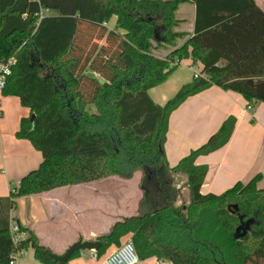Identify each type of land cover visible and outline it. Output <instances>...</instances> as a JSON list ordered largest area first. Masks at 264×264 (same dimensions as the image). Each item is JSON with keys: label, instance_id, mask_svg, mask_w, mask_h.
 I'll list each match as a JSON object with an SVG mask.
<instances>
[{"label": "trees", "instance_id": "trees-1", "mask_svg": "<svg viewBox=\"0 0 264 264\" xmlns=\"http://www.w3.org/2000/svg\"><path fill=\"white\" fill-rule=\"evenodd\" d=\"M182 7L192 15H179ZM165 44L164 58L157 57L154 49ZM9 58L15 62L1 94L29 109L16 136L42 156L10 193L13 208L17 197L111 176L128 179L141 170L138 212L96 237V258L131 234L141 260L161 255L173 264H264L260 175L219 194L202 193L209 169L195 163L229 141L236 118H225L175 166L164 148L171 113L212 85L264 103V8L255 0H0V61ZM185 59L202 75L163 105L155 103L149 89ZM178 172L185 175L189 202L176 205L174 198L145 209L149 180L172 185ZM161 173L168 179L161 181ZM234 203L238 209H228ZM248 218L249 228L236 234ZM19 229L25 236L17 244L0 229V264L16 249L32 248L42 264H69L80 254L56 261L32 230Z\"/></svg>", "mask_w": 264, "mask_h": 264}, {"label": "crops", "instance_id": "crops-1", "mask_svg": "<svg viewBox=\"0 0 264 264\" xmlns=\"http://www.w3.org/2000/svg\"><path fill=\"white\" fill-rule=\"evenodd\" d=\"M255 2L264 8V0ZM180 11L192 15L189 8ZM112 19L107 24L109 28L115 26V16ZM189 61H181L164 82L149 89L155 103L163 105L184 83L192 81ZM0 97V229L9 230L13 224L29 228L54 253L62 254L78 239L95 240L107 233L115 221L137 213L118 209L120 212L116 210L113 217L111 212L99 208L101 212L91 218V201L97 205L103 195H111L96 186L91 189V183L115 176L17 197L13 208L12 185H17L22 176L37 168L42 156L29 140L16 136L21 118L30 115L29 109L16 96L1 94ZM248 104H251L250 108ZM230 115L236 118V123L229 141L196 158V164H205L209 169L201 186L202 193L219 194L234 183L247 182L257 174L260 179L256 185L264 189V103H249L239 93L216 85L189 96L171 113L164 146L168 164L175 166L182 157L204 143ZM91 219L96 220L94 225H91ZM127 239H131V234L124 236L120 243ZM113 248L110 247L101 257L102 262L96 264H106L104 259ZM154 257L139 259L137 264H152Z\"/></svg>", "mask_w": 264, "mask_h": 264}, {"label": "rangeland", "instance_id": "rangeland-1", "mask_svg": "<svg viewBox=\"0 0 264 264\" xmlns=\"http://www.w3.org/2000/svg\"><path fill=\"white\" fill-rule=\"evenodd\" d=\"M183 6H188L187 4ZM183 8V7H182ZM182 15L184 17L188 16V11H180L179 15ZM114 17V16H113ZM112 17V18H113ZM113 20V19H112ZM110 25V24H109ZM183 28L186 30L190 29V23L187 21L183 23ZM153 45H155L154 42H152ZM155 48V47H154ZM168 45H158L154 49V53H156V56L159 58H164V55L166 54L168 50ZM184 61V60H182ZM190 62V61H189ZM198 64H194V67H196ZM191 66V65H190ZM192 67V66H191ZM251 107V104H250ZM87 110L89 112H93L95 110L94 104H88ZM142 171L137 170L133 173V175L128 178L124 179L119 176L112 177L110 179H107L106 181H99L100 183H91V189L93 186L98 187L99 189H105L104 191L107 193L110 192L111 195H103L102 199H99L97 201V205H94V203L91 201V218L94 215L99 214L101 211L100 209H106V212H111L113 217L116 215V210L120 209L123 210V212H138V205L139 201L142 197V189H141V179H142ZM185 175L181 172H178L173 175V184L168 183H161L158 179H154L153 181H150L147 183V187L149 189L148 195L144 200V207L145 209H152L153 207H160L166 203V201L170 200L173 201L174 198L176 200L174 201L176 205H182L187 204L189 202V195H188V189L187 184L185 181ZM168 179L167 174H162L160 176L161 181H165ZM91 197H92V190H91ZM108 204L110 206H108ZM97 206V207H96ZM117 211L118 213L120 212ZM134 213H130L127 215H131ZM96 220L91 219V225H94ZM94 251H90L88 249L83 250L80 252L79 256L73 259L72 264H96L98 262H102V258H98L96 260L92 253ZM156 257H163L161 255H156ZM98 261V262H97ZM17 264H42L38 260L35 259L33 255L32 248H28L25 250V253L20 256V258L17 260Z\"/></svg>", "mask_w": 264, "mask_h": 264}, {"label": "built area", "instance_id": "built-area-1", "mask_svg": "<svg viewBox=\"0 0 264 264\" xmlns=\"http://www.w3.org/2000/svg\"><path fill=\"white\" fill-rule=\"evenodd\" d=\"M15 62L14 58H9L4 61H0V96L1 91L5 87V78L11 72V65ZM192 75L193 77H199L202 74L200 73L199 66H192ZM1 101V97H0ZM250 108V104L247 105ZM16 185H12L11 192H14ZM10 235L14 244L24 238L25 232L19 229L17 224H13L9 228ZM25 253V249H16L10 255V260L8 264H16L17 259ZM93 256L96 257L93 252ZM139 257L136 253L134 244L131 239H127L120 243L118 246L114 247L105 257L104 262L106 264H137ZM152 264H173L167 258L164 257H154Z\"/></svg>", "mask_w": 264, "mask_h": 264}, {"label": "water", "instance_id": "water-1", "mask_svg": "<svg viewBox=\"0 0 264 264\" xmlns=\"http://www.w3.org/2000/svg\"><path fill=\"white\" fill-rule=\"evenodd\" d=\"M99 81L103 82V79H99ZM231 205L228 206V209H231V210H237L238 209L237 204L234 203ZM252 221H253V218H248L247 220L242 222L236 228L235 233L237 234L241 229L243 232H245L249 228V225ZM99 245H100L99 240L78 239L77 241L71 243L62 254L51 253V256L56 261H67L75 251L78 250V251L82 252L85 249H88L90 251H95L99 247Z\"/></svg>", "mask_w": 264, "mask_h": 264}]
</instances>
